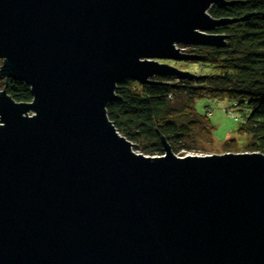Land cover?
<instances>
[{
    "label": "water",
    "instance_id": "obj_1",
    "mask_svg": "<svg viewBox=\"0 0 264 264\" xmlns=\"http://www.w3.org/2000/svg\"><path fill=\"white\" fill-rule=\"evenodd\" d=\"M226 0H0V264H264V155L131 150L115 85L195 78ZM244 17L240 18L243 19ZM30 113V114H29Z\"/></svg>",
    "mask_w": 264,
    "mask_h": 264
},
{
    "label": "trees",
    "instance_id": "obj_2",
    "mask_svg": "<svg viewBox=\"0 0 264 264\" xmlns=\"http://www.w3.org/2000/svg\"><path fill=\"white\" fill-rule=\"evenodd\" d=\"M226 1L231 3L214 4L207 10L213 17L238 18L212 30L226 35L225 45L183 48L196 57L188 62L206 64L212 72L195 78L153 76L141 84L124 79L115 85L116 98L106 104V117L126 140L138 142L143 154H163L160 137L174 152L190 133L208 141L211 136L205 116L195 114L191 103L198 96L211 94L246 105L248 111L238 132L251 138L243 150L264 155V0ZM2 79L1 87L14 101H31L24 81ZM177 96L186 98L187 103L173 109L171 103ZM234 143L231 138L223 147L231 151L236 149Z\"/></svg>",
    "mask_w": 264,
    "mask_h": 264
},
{
    "label": "rangeland",
    "instance_id": "obj_3",
    "mask_svg": "<svg viewBox=\"0 0 264 264\" xmlns=\"http://www.w3.org/2000/svg\"><path fill=\"white\" fill-rule=\"evenodd\" d=\"M187 46L189 47L190 45H178V47L182 50H184L183 48H186ZM158 62H166L172 66L174 65L182 71L186 70L194 74H206L212 72L213 70L210 66L203 63L167 59H161L158 60ZM2 80V77H0V88H2ZM186 103V98L177 96L174 98L171 105L174 109L180 108L183 105L185 106ZM191 108L195 114L205 116V121L209 126L211 138L207 141L205 138L196 133H190L186 136L187 138L183 139V141L178 144L176 152L171 149L175 156H187V154L209 155L224 152H244V145L251 137L245 133L240 134L238 129L244 121L245 114H247L248 109L246 105L242 103L239 104L237 100L231 98L228 99L225 96L207 94L196 97V99L191 103ZM231 138L235 139L234 146H236V149L227 151L223 146ZM130 147L131 150L143 154L142 150H140V144L138 142H130ZM144 154L149 156L156 155L148 153Z\"/></svg>",
    "mask_w": 264,
    "mask_h": 264
},
{
    "label": "built area",
    "instance_id": "obj_4",
    "mask_svg": "<svg viewBox=\"0 0 264 264\" xmlns=\"http://www.w3.org/2000/svg\"><path fill=\"white\" fill-rule=\"evenodd\" d=\"M170 96V95H169Z\"/></svg>",
    "mask_w": 264,
    "mask_h": 264
}]
</instances>
